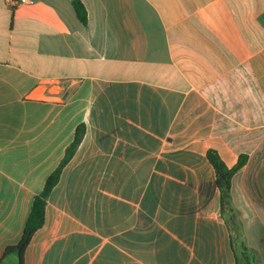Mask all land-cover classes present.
<instances>
[{
	"label": "crops",
	"instance_id": "crops-1",
	"mask_svg": "<svg viewBox=\"0 0 264 264\" xmlns=\"http://www.w3.org/2000/svg\"><path fill=\"white\" fill-rule=\"evenodd\" d=\"M81 1L0 0V260L84 124L23 264H236L210 149L264 264V0ZM88 162L124 200L84 229Z\"/></svg>",
	"mask_w": 264,
	"mask_h": 264
},
{
	"label": "trees",
	"instance_id": "trees-1",
	"mask_svg": "<svg viewBox=\"0 0 264 264\" xmlns=\"http://www.w3.org/2000/svg\"><path fill=\"white\" fill-rule=\"evenodd\" d=\"M73 6L79 21L82 24L87 25L88 13L83 2L81 0H73ZM85 133V125L80 124L76 129L73 142L66 149L64 158L53 173L48 176L42 192L34 198L31 212L19 243L7 248L4 256L8 253L18 251L22 258V264L24 263L25 253L34 235L42 229L45 224L47 201L54 188L59 184L64 168L69 164L81 145ZM207 158L215 171L216 184L221 192V216L227 222L231 231V240L236 256V264H257L252 251L241 240H239L240 227H238L236 221V211L231 194L233 178L245 166L247 157L241 156L237 164L232 168H229L223 162L216 150L210 149L207 152Z\"/></svg>",
	"mask_w": 264,
	"mask_h": 264
},
{
	"label": "rangeland",
	"instance_id": "rangeland-1",
	"mask_svg": "<svg viewBox=\"0 0 264 264\" xmlns=\"http://www.w3.org/2000/svg\"><path fill=\"white\" fill-rule=\"evenodd\" d=\"M82 168L83 175L69 183L64 201L68 203V212L73 214L72 217L83 219L86 229L95 218V213H107L109 204L122 203L124 195L118 191L113 193L107 178L95 177V162L83 163Z\"/></svg>",
	"mask_w": 264,
	"mask_h": 264
},
{
	"label": "water",
	"instance_id": "water-1",
	"mask_svg": "<svg viewBox=\"0 0 264 264\" xmlns=\"http://www.w3.org/2000/svg\"><path fill=\"white\" fill-rule=\"evenodd\" d=\"M0 264H22V258L18 251L6 254L1 260Z\"/></svg>",
	"mask_w": 264,
	"mask_h": 264
},
{
	"label": "built area",
	"instance_id": "built-area-1",
	"mask_svg": "<svg viewBox=\"0 0 264 264\" xmlns=\"http://www.w3.org/2000/svg\"><path fill=\"white\" fill-rule=\"evenodd\" d=\"M19 1L22 4L31 3V0H19Z\"/></svg>",
	"mask_w": 264,
	"mask_h": 264
}]
</instances>
